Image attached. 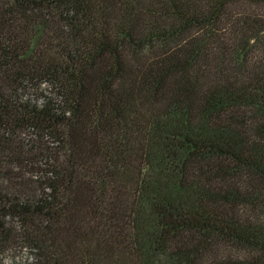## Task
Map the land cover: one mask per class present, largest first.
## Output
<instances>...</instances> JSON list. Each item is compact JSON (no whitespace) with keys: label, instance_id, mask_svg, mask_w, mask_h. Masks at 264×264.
<instances>
[{"label":"trees","instance_id":"16d2710c","mask_svg":"<svg viewBox=\"0 0 264 264\" xmlns=\"http://www.w3.org/2000/svg\"><path fill=\"white\" fill-rule=\"evenodd\" d=\"M0 264H264V0H0Z\"/></svg>","mask_w":264,"mask_h":264},{"label":"rangeland","instance_id":"374dc122","mask_svg":"<svg viewBox=\"0 0 264 264\" xmlns=\"http://www.w3.org/2000/svg\"><path fill=\"white\" fill-rule=\"evenodd\" d=\"M29 254L30 252L22 250L8 251L2 255V258L6 261H10L13 256H15L16 259H22L29 256Z\"/></svg>","mask_w":264,"mask_h":264}]
</instances>
